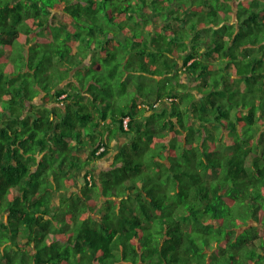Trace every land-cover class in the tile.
Segmentation results:
<instances>
[{"label": "trees", "instance_id": "trees-1", "mask_svg": "<svg viewBox=\"0 0 264 264\" xmlns=\"http://www.w3.org/2000/svg\"><path fill=\"white\" fill-rule=\"evenodd\" d=\"M0 264H264V0H0Z\"/></svg>", "mask_w": 264, "mask_h": 264}, {"label": "rangeland", "instance_id": "rangeland-1", "mask_svg": "<svg viewBox=\"0 0 264 264\" xmlns=\"http://www.w3.org/2000/svg\"><path fill=\"white\" fill-rule=\"evenodd\" d=\"M233 20V19H232ZM129 90V94L130 95H133V94H136L134 91H133V89L132 88H129L128 89ZM151 94H152V92H150ZM130 95H128V96H130ZM160 119H162V118H160ZM159 119V120H160ZM161 121H159V123H160ZM125 138V137H124ZM124 138L122 139L123 141H124ZM157 146H159V145H156V149L155 150H157ZM150 154L152 153V151L151 150H147ZM145 152V154L146 155H148V152ZM183 152H181V154H182ZM179 156V155H178ZM49 161H50V165H49V167H52L53 166V162L52 161H56L55 160V158H52V159H48ZM182 161L184 160V158L183 159H181ZM112 163V157H107V158H105V159H102V160H100V161H97V162H92L91 164H89V166H87L86 168H90V169H92L93 170V173H94V175L97 177V175H98V173H99V171L100 170H104V169H106L108 166L107 165H109V163ZM184 164H185V162H184ZM55 166V165H54ZM107 166V167H106ZM84 174V169H82V170H80L79 172H78V174H77V179H76V182H75V184L73 185V186H71L68 190H67V192H66V194H71V195H73L74 193H76V192H78V190H79V187H80V184L81 183H84V180H83V177H82V175ZM68 197H70V196H68ZM76 199V197H74V195H73V197H71V198H69V203H70V201H72V199ZM57 200V199H56ZM96 200L98 201V203H100V204H102V198L100 197V196H98V197H96ZM66 207V209L67 208H71V206H64V204H63V208H65ZM60 212H61V210H60ZM74 222H76L75 220H74ZM74 231H75V229H74Z\"/></svg>", "mask_w": 264, "mask_h": 264}, {"label": "crops", "instance_id": "crops-1", "mask_svg": "<svg viewBox=\"0 0 264 264\" xmlns=\"http://www.w3.org/2000/svg\"><path fill=\"white\" fill-rule=\"evenodd\" d=\"M168 102H169V101L164 100V102L161 103L159 106H161L162 108H165V107L169 106ZM118 137H119V136H118ZM122 139H123V138L120 137V138H117L116 140H117V142H118V141H119V142H122V141H123ZM125 139H126V138H124V140H125ZM115 144H116V142H114V145H115ZM110 157H112V156H110ZM111 165H112V163L110 162L109 165H107L108 167L106 166L107 168L104 169V170L109 169V167H110ZM100 171H102V170H100ZM100 171H99V172H100ZM98 174H99V173H98Z\"/></svg>", "mask_w": 264, "mask_h": 264}, {"label": "clouds", "instance_id": "clouds-1", "mask_svg": "<svg viewBox=\"0 0 264 264\" xmlns=\"http://www.w3.org/2000/svg\"><path fill=\"white\" fill-rule=\"evenodd\" d=\"M164 100L169 101V99L167 97H165L163 100L158 99V101H156V103L153 104V106L156 107V106L160 105L162 102H164ZM123 126H124V128H127V119L124 120Z\"/></svg>", "mask_w": 264, "mask_h": 264}, {"label": "built area", "instance_id": "built-area-1", "mask_svg": "<svg viewBox=\"0 0 264 264\" xmlns=\"http://www.w3.org/2000/svg\"><path fill=\"white\" fill-rule=\"evenodd\" d=\"M102 148H100V150H101Z\"/></svg>", "mask_w": 264, "mask_h": 264}]
</instances>
